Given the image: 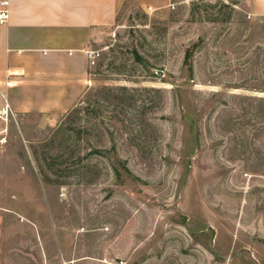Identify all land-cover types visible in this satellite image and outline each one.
<instances>
[{
  "label": "rangeland",
  "instance_id": "374dc122",
  "mask_svg": "<svg viewBox=\"0 0 264 264\" xmlns=\"http://www.w3.org/2000/svg\"><path fill=\"white\" fill-rule=\"evenodd\" d=\"M252 4L126 2L69 112L0 117L1 264H264Z\"/></svg>",
  "mask_w": 264,
  "mask_h": 264
},
{
  "label": "crops",
  "instance_id": "0c3cea01",
  "mask_svg": "<svg viewBox=\"0 0 264 264\" xmlns=\"http://www.w3.org/2000/svg\"><path fill=\"white\" fill-rule=\"evenodd\" d=\"M10 17L0 23V98L15 116L54 121L69 112L89 88L87 51L101 28L115 23L126 2L162 8L171 0H9ZM252 11L264 14V0ZM3 99V100H2ZM0 129V137L8 134ZM3 213L0 211V264Z\"/></svg>",
  "mask_w": 264,
  "mask_h": 264
},
{
  "label": "built area",
  "instance_id": "2783aa9c",
  "mask_svg": "<svg viewBox=\"0 0 264 264\" xmlns=\"http://www.w3.org/2000/svg\"><path fill=\"white\" fill-rule=\"evenodd\" d=\"M148 8L153 9L152 6H148ZM10 17V1L9 0H0V23L6 22ZM88 57L91 64L96 63L97 57L99 55L98 50L89 49L87 51ZM12 113L11 106L9 102L6 100L5 104L0 107V117L7 119Z\"/></svg>",
  "mask_w": 264,
  "mask_h": 264
}]
</instances>
